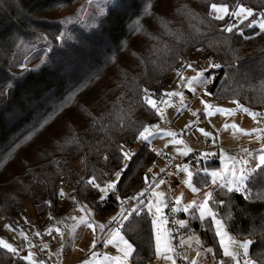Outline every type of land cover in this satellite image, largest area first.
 Masks as SVG:
<instances>
[{
    "label": "trees",
    "instance_id": "trees-1",
    "mask_svg": "<svg viewBox=\"0 0 264 264\" xmlns=\"http://www.w3.org/2000/svg\"><path fill=\"white\" fill-rule=\"evenodd\" d=\"M101 1L105 13L88 10V0H0V214L14 225L27 199L40 220L45 216L54 225L70 211L62 200L69 192L103 217L137 195L158 157L149 141L138 138L144 125L159 119L143 102V89L159 100L177 84V72L188 62L198 67L211 59L222 66L205 72L211 76L206 89L215 100L264 110V30L246 20L227 32L228 17L215 19L208 9L211 3H225L232 11L243 3L259 12L264 0ZM39 40L47 48L44 63L14 70L25 58L31 62ZM58 116L59 133L50 136L49 147L15 159L29 138ZM121 146L133 154L126 162ZM81 158L86 165L82 176L76 167ZM121 169L114 192L102 200L103 193L88 181L95 176L103 187ZM194 180L203 186L210 175L199 171ZM246 187L251 198L244 192L225 195L226 189L217 187L216 200L226 203H210L231 231L253 240L250 255L259 264L264 260V166L256 168ZM189 223L185 231H198L221 255L211 220L194 217ZM122 231L136 249L131 264L155 258L148 212L130 215ZM15 259L0 247V264Z\"/></svg>",
    "mask_w": 264,
    "mask_h": 264
},
{
    "label": "rangeland",
    "instance_id": "rangeland-1",
    "mask_svg": "<svg viewBox=\"0 0 264 264\" xmlns=\"http://www.w3.org/2000/svg\"><path fill=\"white\" fill-rule=\"evenodd\" d=\"M89 3L87 5L88 10H93L97 13H105L106 8L102 5V1L98 0H88ZM212 4V3H211ZM210 4V5H211ZM222 4V3H217ZM243 4V3H242ZM208 7L210 15L215 17L216 15L222 14V13H216L213 12L211 7ZM245 5V4H244ZM246 7H250L245 5ZM229 8V6H228ZM252 8V7H251ZM256 12V19L260 20L261 22H264V19H262L259 15V12H257L254 8H252ZM230 11V9H229ZM264 11V10H263ZM231 12V11H230ZM228 17V24H236L238 25L241 23V18L234 17L231 15H226L224 19H227ZM252 17H249V20H251ZM246 21V20H245ZM252 26H256L259 30H264L260 27L259 23L253 24ZM32 47L33 51L30 52L29 58L30 61H27V58L23 60V63L20 65H17V67L14 68V70L19 71L20 69H23L27 66H39L42 63H44L45 55L42 53L47 50V48L44 46V41H37L33 44ZM43 61V62H42ZM210 62H213L211 59H205L200 63V66L195 67L192 65V67H186L183 71V76L185 78H190L192 76H195L196 73L203 69H210L209 64ZM206 76V75H205ZM207 77V76H206ZM184 84L181 82V78L179 77L177 84L168 92L176 90L180 91L182 86ZM154 98V97H153ZM156 99V98H154ZM170 103L173 105L171 107H167L165 105H160L161 107L165 108L164 117L162 118L159 115V119L153 123L158 124L161 129L166 130L165 132L158 133L154 136H152L148 141L152 144L154 149L157 151L158 157L154 163V165L151 167V171H147L145 177V185L140 190V192H143L146 187H148L149 184L155 185L157 181L161 179V172L160 170L166 169L168 167L166 157H168L171 161V168H172V176L168 181H165L164 184H160L158 188H156V191L163 192L164 196L162 198L156 197L153 191H148L144 193V196L141 197L143 199V203H141L140 210L146 211L150 214L152 221H153V215L152 212L148 211L147 205L149 203H155L159 199H163L168 203V207H163L161 205L163 213L165 215V212L169 209H171L173 206H175V197L180 196L181 193H183L182 197V204L181 207L184 204L190 203L192 200L202 201L203 200V193L205 191H214L215 187L220 185L218 183L224 182L223 180L217 181L216 184L211 183V173L213 171L221 172L223 173L224 177H231L230 172H224L225 165L227 164L229 167L231 164L219 162L218 164L214 166H207L206 162L212 160V155L218 152V149L223 151L225 148H235L236 150H239L236 147L237 143H252V145L261 147V141L251 138L248 136L247 139L242 138L241 135H239V131L235 130H225L223 129L219 136H217L216 132L211 129V127H202V123H200L201 116L196 114L194 111L191 110L190 106L185 108H180L178 111V103L173 101L171 99ZM258 112H264V110H258ZM196 114V116H195ZM61 120V116H58L56 119H53L45 124V126L41 127L40 131L37 134H34L29 139L30 141L26 143L24 148H22L18 156H16L15 159H21L24 160L25 158H31V156L36 151H43L46 150L49 147V139L51 135H57L59 133V126L55 125ZM259 123L256 121V127L264 128V117L257 118ZM192 121H195V124H192L191 127L186 128L185 125L191 124ZM151 125V124H149ZM197 125V127H196ZM203 128L206 132L213 133V136H205L203 135L199 129ZM167 131L175 132L177 133V137L175 139H182L184 141L183 144H174L170 143V141L173 139V137H170L167 135ZM181 133H186L187 138H182ZM218 137H220V142L218 141ZM213 138H215V142H213ZM244 139V140H243ZM210 140V141H209ZM242 140V141H241ZM138 140L134 145L133 148L137 149L139 146ZM219 146V148H218ZM177 148H180L182 150H187L189 148L192 149L191 152L188 153L187 156L183 155L182 151H177ZM218 148V149H217ZM193 153H198L200 156L197 158L192 157ZM208 154L205 156V154ZM245 153V152H244ZM249 153H251L249 151ZM247 155L248 161L251 160L253 157L255 161L258 163V156L259 152L256 153V151L252 152L251 154L245 153ZM191 156L189 159L186 157ZM237 163V162H236ZM13 163L12 166H14ZM187 164L189 166L190 171L193 172L192 176V183L195 187L199 188L201 191L199 193H194L191 188L188 187V185L185 183V180L187 179V173L182 172L178 165L182 166ZM76 167L78 168L79 174L82 176L85 172V162L84 159H77L76 160ZM205 169L207 171H205ZM199 171L207 172L210 175V181L208 184L199 186L196 184L194 177L195 174H197ZM158 173L159 175L156 176V180L153 181V175ZM232 178V177H231ZM117 178H114V181H116ZM246 184V181H245ZM139 192V193H140ZM63 202L66 203L70 211L60 223L50 225L47 222V218L44 216L41 218V220L38 218L36 214L35 207L30 199H27L25 202V213H21L18 216V223L12 224L8 222L2 214H0V225L2 226V233H0V238H3L7 240L9 243H12L14 246H16L19 249V254L15 255L16 259L13 262V264H20V261L24 264H30L29 261L21 259V257L25 256L29 252V242H31L34 247L31 248V251L35 253L34 259L39 261H45L46 264H56L57 257L54 252V247L58 245H63L66 248V263L65 264H82V262L85 259H88L90 261V264H115L114 261H106L104 259L105 255L110 256H117L120 255L119 249L114 244H106L105 238L108 229H105L104 232H101L99 229L96 230V232H93L92 229L88 228L86 224L79 223L78 219L80 216H86L91 219V221H94L97 224H105L108 225L109 228H114L116 226L117 222H111V218L113 216H116L117 213L121 211V205L108 214V216L103 217L99 213H97L94 208L90 205H83L78 204L77 200L73 199V195L69 192L66 197L62 198ZM211 204V203H210ZM81 206H83L86 210V212L81 211ZM124 207L126 208V203L124 204ZM194 210H190L189 212H176L184 214L187 217L188 224L189 218H194L192 212ZM198 215V212H197ZM130 215L128 216V218ZM127 218V219H128ZM127 219H121L123 221H127ZM6 225H12V229L6 227ZM227 225V223H226ZM154 236L156 238V226L152 223ZM50 227H59L61 231L63 232V236H61L59 233H57L55 230L52 231L51 235H49L47 229ZM165 228V226H164ZM23 229V231L27 234V239H25L24 236L20 234V230ZM214 230V226H213ZM40 232L41 236H36V232ZM122 231V228H121ZM227 231L235 237L237 240H246L250 239L248 237H239L237 236L233 231H231L228 228L227 225ZM123 233V231H122ZM215 233V232H214ZM124 234V233H123ZM125 235V234H124ZM162 235V245L165 240L170 241L171 245H173L172 240L167 233L161 230ZM216 235V234H215ZM126 237V236H125ZM191 237V239H189ZM127 238V237H126ZM96 239L99 241L97 243L96 248L94 251L98 254L95 257L91 256V244L92 241ZM128 239V238H127ZM129 240V239H128ZM251 240V239H250ZM216 241L218 244V247L220 249L221 255L217 252L215 245H206L204 241L202 240L200 234L198 231L191 230L186 231L185 235L181 239V245L183 248L182 252V258L184 256H188L189 259L186 261H191L192 259H197V264H218V262L223 259L224 264H234V262L229 257L223 256V249L220 245V238L216 235ZM253 241V240H252ZM131 243V241L129 240ZM48 244V248H44L43 245ZM252 244L249 247V257L252 259L250 255V249ZM234 250L236 249L235 245L231 246ZM211 248L213 251L211 253L207 252L206 250ZM242 252V249H238ZM200 252L201 255L199 257L196 256V253ZM175 259L176 262L178 261V255L175 253ZM184 259V258H183ZM241 260L244 259L243 255L240 257ZM159 262L160 264H171L170 261H165L162 257H159L156 255L154 259H152L148 264H155ZM130 264H131V258H130Z\"/></svg>",
    "mask_w": 264,
    "mask_h": 264
},
{
    "label": "snow or ice",
    "instance_id": "snow-or-ice-1",
    "mask_svg": "<svg viewBox=\"0 0 264 264\" xmlns=\"http://www.w3.org/2000/svg\"><path fill=\"white\" fill-rule=\"evenodd\" d=\"M211 9L213 12L216 13H222L219 15H216L214 18L223 20L226 15H231L234 17L241 18V23H243L245 20H249V17H252L251 20H249V26H252L253 24L259 23L260 27L264 29V22H261L260 20H257L256 17V12L251 8V7H246L244 4L240 3L237 4L236 8L232 10L231 12L229 11L228 5L225 3L222 4H217V3H212L210 5ZM260 17L264 19V11H261L259 13ZM236 24H228L225 26V31L227 32H232L234 28H236ZM242 31V29H241ZM188 67H192V64L190 62L187 63ZM210 68H220L222 67L218 63L210 62L209 64ZM208 69H203L200 70L196 73L195 76H192L190 78H185L183 76V72L178 71L177 75L181 78V82L188 88L191 89L193 93L196 92V85H202L205 88L207 85L211 82V76H205V72H207ZM144 95L142 97L143 102L148 105L152 110L155 111L156 114L160 115L162 118L164 117V112L165 108L161 107L160 105H165L167 107L173 106L170 101L173 97H179V104L181 108H187L188 106L184 103V94L181 91H170V92H165L164 96L158 99L153 98V94L149 92L147 88L143 89ZM208 95H212L211 92L208 93ZM201 103L205 105V112L207 113L208 116H212L214 114L213 108L214 106L209 104L207 101L202 100ZM234 103L237 105L236 108H224L220 106L215 107V112H219L225 115H234L236 111H242L244 113H247L249 116L253 118V120H257L258 117H264V112H255L252 111L250 108L245 107L243 104H240L239 101H234ZM178 111L180 110L179 108L177 109ZM259 123V121L257 120ZM195 121H192L191 124L185 125L186 128L191 127L192 124H195ZM225 130L228 129H233L235 131H239L244 133L245 135L257 139L261 141V148L258 156V163L255 165V167L251 169H247L245 165L248 164V161L245 159H240V167H236V159L234 157H228V159L232 160V164L229 167L227 164L225 165L224 172H230L231 173V179H226L221 172L213 171L211 173V183L216 184L218 179L223 180L224 182L219 185L221 190H225L224 194L227 195L228 193L231 192H244L247 193L245 198H251V193H248V189L246 187L245 181L248 178L247 177V172L252 171L255 172L256 168H260L261 166H264V128L256 127L252 128L250 130H245L242 128H239L238 125L235 123L233 124H224ZM166 130L161 129L158 124H151V125H144L139 131H138V138L141 141H148L152 136L165 132ZM199 131L205 135V136H213V133L211 132H206L203 128H200ZM167 135L170 137H173V139L170 141V143L174 144H183L184 141L182 139H175L177 137V133L167 131ZM213 142H215V138H213ZM156 151L155 149H153ZM177 151H182L183 155L187 156L189 152L192 151L191 148L185 150H182L180 148H177ZM243 152L249 153L248 149H242ZM120 152L122 153L123 160L126 162L127 160H130L132 158V153L128 150H126L123 146L120 147ZM160 154V153H158ZM208 154L206 153L205 156ZM105 159L108 157L105 156ZM124 167H127V164L125 163ZM177 167L180 168L182 172L187 173V179L185 180V183L188 185L189 188L194 193H199L201 190L197 187H195L192 183V176L193 172L190 171L189 166L187 164L185 165H178ZM123 169L121 171H116L114 172L115 177L117 178L116 181H110L104 184L103 187H101L100 183H97V178L93 176L89 181L88 184L92 187H95L98 189L103 195L101 196V199H105L107 194L109 192H114L116 188V184L119 181L120 176L122 175ZM151 171V169H149ZM161 172L165 171V169H161ZM205 171H207L205 169ZM159 175L158 173L153 175V181L156 180V176ZM147 179V177H145ZM165 181L163 179H160L153 184H149L148 187L144 189L143 192L138 193L137 195H134L132 197H128L127 201L131 200H139L140 197L144 196L145 192L148 191H153L156 197L162 198L164 196L163 192L156 191L155 189L159 187L160 184H164ZM59 195L63 197L65 193L61 189L59 192ZM182 197L183 193H181L180 196L175 197V206L171 208L172 212H189L190 210H194L192 212L193 216L196 219L200 220H205V219H210L212 222V225L214 226V232L215 234L220 238V245L223 249V256L224 257H229L234 264H258V261L253 260L249 257V247L253 243L252 240L246 239V240H237L235 237H233L228 231H227V225L225 220L219 216V213L214 210L215 205L210 204V201H215L216 205L219 204H225L226 202L224 200H216L214 194L212 191H205L203 193V200L202 201H197V200H192L188 204H184L181 207L182 204ZM73 199H75L73 197ZM125 200H121V211L117 213L116 216H113L111 218V222H117L116 226L114 228H109L108 225L105 224H97L94 221H91L89 217L86 216H80L79 218H74L78 219L79 223L81 224H86L88 228L92 229L93 232H96L97 229H99L101 232H104L105 229H108L106 238H105V243L106 244H114L120 251V255L117 256H110V255H105L104 259L106 261H114L115 264H130V258L132 257L133 253L136 251L134 245L129 242V240L125 237V235L122 233L121 228L123 225L119 223L121 219H127L129 215H131L133 212L138 211L140 209V205L138 204L134 208H125L124 204L127 202ZM46 203H51V201H46ZM161 205L163 207H168V203L164 201L163 199H159L155 203H149L147 205L148 211L152 212L153 215V221L152 223L156 226V242H155V252L156 255L159 257H162L165 261H170L171 264H176V259H175V248L171 245L170 241L165 240L163 245H162V235H161V230L165 233L168 232V229L164 228V226L167 224V217L164 215L163 210ZM81 211L86 212L90 210H86L83 206H81ZM198 212V215H197ZM180 227H187L188 222L181 220L176 222ZM6 227L12 229V225H6ZM55 230L57 233H59L61 236H63V232L59 227H50L47 229L49 235H51L52 231ZM20 234L27 239V234L23 231V229L20 230ZM36 236H41L42 234L40 232L35 233ZM191 239V237L189 238ZM97 243H99L98 240L94 239L91 244V256L95 257L98 254L94 251L96 248ZM235 245L237 250H234L231 246ZM0 247H3L6 249L9 253L13 255H18L19 254V249L14 246L12 243H9L7 240L0 238ZM34 247V245L29 242V252L27 255L21 257V259L29 261L30 264H46L45 261H39L37 262L34 259L35 253L31 251V248ZM44 248H48V244L43 245ZM238 249H242V252ZM207 252L211 253L213 250L211 248L206 250ZM201 255L200 252L196 253V256L199 257ZM243 255L244 259L241 260L240 257ZM185 260H188V256L183 257ZM82 264H90V261L88 259H85ZM190 264H197V259H192L190 261ZM218 264H224V260L221 259ZM259 264H264V260L260 261Z\"/></svg>",
    "mask_w": 264,
    "mask_h": 264
},
{
    "label": "crops",
    "instance_id": "crops-1",
    "mask_svg": "<svg viewBox=\"0 0 264 264\" xmlns=\"http://www.w3.org/2000/svg\"><path fill=\"white\" fill-rule=\"evenodd\" d=\"M180 91L183 92V94H184V103L187 106H190L191 110L193 109L192 111H194L196 114L201 116L200 123H202V127H206V126L211 127V129L217 133L216 134L217 136H219L220 132L223 129H225L224 128L225 123H228V124L235 123L236 125L239 126V128H242L245 130H250V129L254 128L256 125L257 120H253V118L251 116H249L247 113H244V112L239 111V110L236 111V113L234 115H225V114H222L219 112H215L216 106H220V107H224V108H236L237 105L234 103V101H237V100H221V101L215 100L212 95H208L209 91L202 85H196V92L195 93H193L191 91V89L186 87L185 85L182 86ZM175 99H176V102L178 103V108L180 109L181 108L180 104H179L180 98L179 97H173L172 98L173 101H175ZM202 100L207 101L209 104L214 106V108H213L214 114L212 116H208L207 113L205 112V110H204L205 105L203 103H201ZM184 109L185 108H183V110ZM252 111L258 112V110H252ZM196 114H195V116H196ZM196 127H197V125H196ZM229 130L231 131L232 129H229ZM238 133H239V135L242 136V138H245V139L248 138V136L245 135L244 133H242V132H238ZM219 140H220V137H218V141ZM236 147L238 149L240 148L238 150L240 152H243L242 149L246 148L251 153L254 151H256V153H258V152H260V148H261L259 146L252 145V143H247V141L243 142V143H237ZM215 154H213V155H215ZM246 160L248 161V158ZM219 162H222V161H219ZM223 163L232 164V162H223ZM256 164H257V162L255 161V159L253 157L251 160L248 161V164L245 165V167L247 169H251V168L255 167ZM240 166H241L240 163L237 162L236 167L239 168ZM252 173H253L252 171H248L247 177L249 178L252 175ZM225 178L231 179V177H229V178L225 177ZM248 178L246 179V181L248 180ZM218 184H221V183H218ZM217 187H219V185L216 186L215 188H217ZM83 205H85V204H83ZM153 235H154V231H153ZM154 240L156 242L155 236H154ZM64 252H65V256H66V248H65ZM155 264H160V263L157 262Z\"/></svg>",
    "mask_w": 264,
    "mask_h": 264
},
{
    "label": "built area",
    "instance_id": "built-area-1",
    "mask_svg": "<svg viewBox=\"0 0 264 264\" xmlns=\"http://www.w3.org/2000/svg\"><path fill=\"white\" fill-rule=\"evenodd\" d=\"M181 136L183 138H186L187 134L181 133ZM218 148H219V146H218ZM199 156L200 155L198 153H193V155H192V157H194V158H197ZM228 157H234L236 159V162H239L240 159H245V160L247 159V155L244 152H240V151L236 150L235 148H225L223 151L218 149V152L215 155H212L213 160L222 161V162H233L232 160L228 159ZM166 161H167L168 167L165 169V171H163V173L161 174L160 177H161V179L168 181L170 179V177L172 176L173 171L171 168V161L168 157L166 158ZM142 201H143V199L141 197L139 198V200L127 201L126 202V208H130V207L134 208L138 204L140 205L141 203H143ZM141 205H140V207H141ZM135 212H133V213H135ZM165 216L167 217V224L165 225V228L168 229V234H169V236L172 240V243H173L172 246L175 248V253L178 255V261L176 262V264H190L189 261H186L185 259H183L181 257L182 252H183V248L181 245V239L186 233L185 227H180L176 223L177 221H181V220L188 222L187 217L184 214L172 212L171 209H169L165 212ZM119 223H121L124 226L125 221L120 220ZM64 250H65V248L63 245H58V246L54 247V252H55V255L57 257L56 264H65L66 263Z\"/></svg>",
    "mask_w": 264,
    "mask_h": 264
}]
</instances>
